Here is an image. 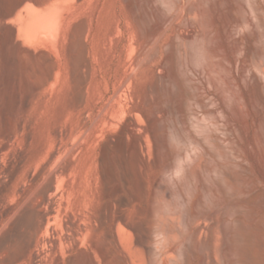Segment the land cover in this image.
<instances>
[{
    "label": "bare ground",
    "instance_id": "bare-ground-1",
    "mask_svg": "<svg viewBox=\"0 0 264 264\" xmlns=\"http://www.w3.org/2000/svg\"><path fill=\"white\" fill-rule=\"evenodd\" d=\"M21 2L22 0H18L16 4L19 5ZM106 2V16L102 13L100 0H97L96 26L92 28L89 25L91 21H87L89 24L80 30L81 36L92 35L93 53L98 65L91 66L92 77H97L102 69H107L106 74L102 75L104 88L98 93L99 97H106V101L94 123L91 124L87 117L80 122V106L75 96L68 101L65 100L64 91L70 70L67 63H55L50 57L43 56V52H36L24 46H20L18 50L19 55L26 57L22 63L26 75V105L32 103L36 92L45 88L54 90L55 94L43 97L37 107H34L37 109L35 112L29 116H22L15 131L10 120L13 109H2L5 130L0 139V264H66L68 254L69 264L89 263V260L93 262L92 257L87 255L80 257L73 253L80 246L92 245L93 233L100 228L99 222L102 224L110 222L108 237L113 239L119 248L125 242H121L119 230H129L136 235V239L132 241L136 249L146 248L147 254L141 250L146 256L138 260V263L137 260L130 262L129 255L128 258L125 253L119 256L120 264H165L167 258L173 259L175 251L189 255L188 242L199 238L205 230L209 232L204 245L211 259L210 264H220L219 261L223 259L227 264H237L234 256L238 253L241 233L239 228L238 230L229 228L225 220H220V215L247 213L253 216L255 214L253 205L257 201L264 202V189L256 190L261 180L254 171L256 156L254 148L252 149L253 144L251 141L244 145L240 143L238 139L240 136L237 138L236 132L238 127L236 128L231 120L228 132V143L231 145L229 147L219 135H212V132L209 130L207 132L206 129L197 130L194 120L198 114L197 107L203 110L208 108L206 99L208 83L219 89L224 71H229L225 75L229 73L234 75L232 65L242 57L264 59V0H106ZM110 10L111 18L108 19ZM57 22L52 12H40L27 27V31L35 36L36 27L39 26L45 30L46 36L55 38L58 33ZM36 56L39 60L35 59ZM116 60L118 63L112 69ZM121 65L125 67V73L119 77ZM5 68L8 76L4 93L10 94L14 91L13 76L16 68L13 63L6 64ZM260 69L263 70L262 66ZM248 70L250 69L246 71L244 68L241 74L244 84L253 83L250 87L254 108L260 101L264 102V83L259 73V75L254 71L249 73ZM137 72H142L143 78L157 73L159 76L155 77L156 80L144 94L143 104L137 98L139 85ZM161 79L173 85L174 95L170 101L158 102L154 117H150L142 109L145 103L152 102V94H159ZM248 87L246 85V88ZM127 89L132 91L134 109H131V112L134 117H130L127 124L122 126L119 139L118 137L117 140L108 139L101 144L106 128L111 129L110 127L115 126V115L118 111L114 110L112 115L108 116L112 99L115 95L121 96ZM13 95L10 94V97H14ZM239 96L244 98L243 94ZM8 101L10 103L12 100ZM164 113H173L177 117V123L173 127L176 139L191 140L201 150L200 152L210 158L205 169L209 175L211 173L215 175L214 184L218 189L210 188L213 184H209L208 190L217 201V206L214 207L216 209L205 213L210 220L209 223L211 222L208 223L209 227L202 225L203 223L195 227L192 221L200 214L190 213L188 210L180 212L175 210L173 201L175 191L170 186L160 184L159 188L150 193V204L146 211L152 219V225L150 229L148 228L149 232L146 231L147 228L145 229L144 239L140 223L136 225L129 222L117 204L118 202L120 205L130 204L135 198L143 202L142 198L147 192L144 169L149 166L152 155L160 161L168 150L167 140L159 137L153 126L158 114ZM141 116L148 119L149 126L141 125L139 119ZM206 133L210 135H205ZM46 137L50 139L52 145L51 154L45 158L40 168L35 170L36 165L28 161V146L36 141L38 155L45 147ZM211 140L217 144L218 151L210 148ZM22 144L25 149H22ZM114 144L123 153L118 156V161L123 166L121 173L123 184L134 182L135 186L118 202L104 203L98 216L96 207L100 198L99 187L106 174L100 170L101 159L102 164L108 160ZM19 145L21 150L15 154L13 151H16ZM8 156L14 158L10 165L4 162ZM188 156L189 161H194L198 155L193 153ZM190 165L192 166L191 163ZM259 165L264 171L263 153L259 157ZM170 167V163L165 166L166 169ZM179 168L188 179H195L189 162L181 164ZM222 178L232 181L234 185H231L234 187L232 193L222 188ZM112 191L115 192L114 189ZM23 215L28 217L32 233L19 253L7 254L6 233ZM176 238L182 239L181 246L175 249L168 248L165 251L166 255L159 261L157 258L161 247L159 244ZM161 248L163 251L164 248ZM172 262L170 263L173 264Z\"/></svg>",
    "mask_w": 264,
    "mask_h": 264
},
{
    "label": "rangeland",
    "instance_id": "rangeland-1",
    "mask_svg": "<svg viewBox=\"0 0 264 264\" xmlns=\"http://www.w3.org/2000/svg\"><path fill=\"white\" fill-rule=\"evenodd\" d=\"M17 1L18 0H0V139L3 131L5 130L2 109H13L10 113V120L12 124L11 127L15 131L18 121L22 116H29L31 113L35 112L37 109H34V107L39 104L43 97L51 96L52 93L53 95L55 94L54 90L45 88L44 90L36 92L32 103L29 106L26 105V75L24 74L22 64L26 57L18 54L20 46L30 48L36 52H43V56L50 57L55 63H67L69 65L70 70L66 81V89L64 91L65 100L68 101L71 97L75 96L76 101L80 106V122L84 117H87L91 124L94 123L102 105L106 101V97H99L98 93L100 89L104 88V82H102L104 79L102 80V75L106 74L107 69H102L97 77H92L91 66H98L93 53L92 35L88 34L87 36H81L80 30L83 26L89 24L86 23L87 21H91L89 25L92 28L96 26L97 16H95V5L97 0H22L19 5L16 4ZM106 3V0H100L101 8L103 9L102 13L104 16H106L107 12ZM15 5L17 6L14 8ZM103 5L105 6L103 7ZM48 11L52 12L58 21L57 36L55 38L46 36L44 34L45 30L39 26L36 27L37 30L34 32L35 36H33V34L27 31V27L33 23V19L36 15H38L40 12ZM109 18H111V10L108 12V19ZM105 19L106 23H108V19L106 17ZM191 49L192 48H189V50ZM43 56H40V58ZM260 58L261 57H255V59H252L250 57L245 59V57H242V59L237 62L238 64L234 63L232 65V68L235 72L234 75L229 73L227 76L225 74L229 71H224L225 73L223 80L221 78V81L223 82H220L221 85H219V87H221L219 89L208 83L207 86L209 91L206 96L208 108L207 110H203V108L197 107L196 109L198 114L194 120V125L196 126L197 130L202 131V129H206L207 132L208 130L210 133L212 132V135H219L224 143L228 144V147L231 146L228 143V132L230 131L231 127L229 124L230 120L235 124L236 128L238 127L236 132H238L237 138L240 136L238 138L239 141H241L240 143L244 145L249 141L252 142V149L254 148L253 151H255L256 156L254 171L261 180V182H259L260 184H257L256 190L264 189V171L259 165V157L262 153L264 154V105L261 106V104H264V102L261 103L260 101L258 106H256L258 103L255 105V107L258 108H252L253 106L251 98L253 95L251 93L252 87L250 86H252L253 83L252 85L249 83L244 84L242 79L243 75L241 73H243L242 71H244V68L246 71L247 69H250L248 72L250 73V71H254L257 74L259 73L260 75H258L263 78L262 82L264 83V59ZM35 59L39 60L38 56H36ZM8 63H13L16 68L13 76L15 79L14 91H12V93L10 92L11 95L14 94V97L11 96L12 98L10 97V94L4 93L6 77L8 76L5 70V65ZM117 63L118 61L116 60L111 68L114 69ZM246 66H248V68H246ZM254 66L255 69H253ZM260 66H262L263 70L260 69ZM255 70H258L259 72ZM41 72L43 73V71ZM124 73L125 67L121 65L118 76L122 77ZM246 73L247 72H245V74ZM136 75L137 79L139 80L137 98L138 101L143 104L145 102L143 100L144 94L148 92L150 88L149 86L152 85L156 80L155 77L159 76L157 73L153 76L148 75L147 77L143 78L142 72H137ZM160 85L161 90L159 94H152V102L150 104L145 103L142 109L150 117H154L156 104L158 102L163 100L170 101L174 95L173 85L169 84V82H165L164 79H161ZM236 85L238 86L236 87ZM246 85L249 87L246 88ZM231 86L234 87L232 88ZM234 89L238 90L235 91ZM238 91L239 93H237ZM240 92L242 93L240 94ZM113 94L114 92L111 93V95ZM242 94L245 101L239 96ZM8 99L12 101L9 103ZM254 100L255 99H253V101ZM132 102L133 97L131 89H127L121 94V96L115 95L113 97L112 106L111 109H109L108 116L112 115L114 110L118 111V113L115 115V126L110 127L111 129L106 128L104 135L105 137L103 136L104 138H101V144L105 143L104 141L108 139L117 140V137L119 139L121 134L120 129L127 124L126 122H128L130 117H134L133 113L131 112V109H134ZM142 117L143 116L139 118L141 119V125L149 126L150 123L148 122V119H145V117H143V119ZM195 121L197 122L195 123ZM176 123L177 117L175 114L164 113L158 114V119L153 124L158 136L164 137L167 140L168 150L163 154L162 160L160 159V161L155 155H152L149 166H147V168L145 167L144 169L146 180L145 190L147 192L145 191V196L142 198L143 202L136 200L137 198L131 200L130 202L132 203L129 202L130 204L127 205H124L123 203L120 205L118 202V200H120L127 194V192H129L130 188L135 186L134 182L123 184L121 178L123 166L118 161L119 154L123 155V153H121L122 151L114 144L115 147L113 146L114 148L111 150L112 154L109 156L108 160L102 164L101 159L100 170H103V172L106 174L99 187L100 198L96 207V213L98 216L102 212L104 203L107 201L118 202V207L121 209L122 213L124 212L123 214L127 217L129 222L133 224L136 223V225H139L140 223V226L143 228L142 231L144 239H146L145 229L147 228L146 231H148L152 225V219L146 211V208L150 204V193L159 188L158 186L160 184H164L166 186L172 187V189L175 191V195L173 196L175 210L178 212L187 210L190 213L197 212L200 215H198L192 221L193 226L196 227L201 223H203L202 225L205 224L207 227L210 226L209 224L211 222L209 223L210 220L206 217L205 213L208 212V210L216 209L214 207L217 206V201L213 197L212 193H210L208 190L209 184H213V186H210V188L212 187V189H218V186L214 184L216 179L213 177L215 175L212 173L209 175L208 171L205 169L206 162H210V158L206 156V154L200 152L201 150L191 140L176 139L173 132V127L176 125ZM246 127L249 128L247 129ZM214 130H217V132ZM210 133H206L205 135H210ZM212 142L209 143L210 145L212 144V147L210 146V148L214 151H218L219 149L217 148V144H215L214 141ZM214 144L215 146H213ZM17 147L19 148L16 149V151H13L15 154L21 150L20 145ZM22 149H25L23 144ZM36 149L37 143L36 141H33L28 146L27 153L28 161L33 165H36L35 170L39 169L40 165L44 163L45 158L51 154L52 145L50 139L46 137L45 147L40 154H36ZM193 153L197 154L198 156L196 160H191V162L189 161L190 158L188 155ZM13 159V156H8L4 162L6 165H10V162ZM187 162H189L190 169L195 173L194 180L188 179L179 168L181 164H187ZM168 163L171 164V167L166 169L165 166ZM223 179L224 178L221 179L222 188L227 190L229 193H232L234 188L232 181H229V179ZM112 189H114L115 192L112 191ZM253 206L255 211L253 216H249L247 213H236L231 215L222 214V216L220 215L221 213L219 214L220 220H225L224 222L229 225V228L232 229L233 227V229L237 230L239 228L241 233V239H239L240 241L238 242V253L234 256L237 264H264V202L262 203L257 201ZM28 220V217L23 215L14 223L15 225L13 224V226L8 230L9 233L7 231V254L19 253L22 246L31 235L32 227L30 226V222ZM99 223L98 226L100 228H97V231L93 233L92 245L87 244L80 246L73 253L74 255H80V257L83 255L92 257V259H94L93 262L95 263L90 262V260L89 263H81L120 264L118 262L120 260L119 256H121V254L125 255V253V256L128 257L129 255L131 258L130 259L128 257L130 262L137 260L136 262L138 263V260L140 261L146 256V248L136 249L132 245V241L136 239V235L134 233L130 232L129 230H119L121 242L125 241L123 242L124 245L119 248L117 243L108 237L109 235L107 232L110 222H104L103 224L101 222ZM175 223L178 224L177 221ZM142 224H144L145 227L142 226ZM182 228L184 229V227ZM206 232L207 231L205 230V233L203 232V235H200L201 238L197 237V239L188 242L190 248L189 255L175 251L174 253L176 254L173 255V259L167 260V258L165 260V264H171L170 262L172 261H174L172 262L173 264H206L208 262V264H210L211 259H209L210 257L207 253L208 251L204 245L207 239L206 237L209 236V232ZM164 242H162L164 245L162 243L159 244V246L164 248L163 251L161 247L159 248L160 252L157 257L159 261H161L162 257L166 255L165 251H167L168 248L175 249L177 246L180 247L182 239L178 238L177 240L176 238L170 242ZM103 243L106 244L104 245ZM141 250H143L145 254ZM223 260L219 261L220 264H227L226 261ZM69 261L70 255L68 254L66 256V264H69Z\"/></svg>",
    "mask_w": 264,
    "mask_h": 264
}]
</instances>
